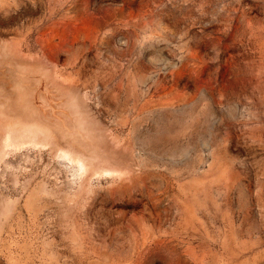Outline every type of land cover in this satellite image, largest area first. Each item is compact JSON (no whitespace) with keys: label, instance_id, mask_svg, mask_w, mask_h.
Here are the masks:
<instances>
[{"label":"rangeland","instance_id":"obj_1","mask_svg":"<svg viewBox=\"0 0 264 264\" xmlns=\"http://www.w3.org/2000/svg\"><path fill=\"white\" fill-rule=\"evenodd\" d=\"M0 264H264V0H0Z\"/></svg>","mask_w":264,"mask_h":264}]
</instances>
